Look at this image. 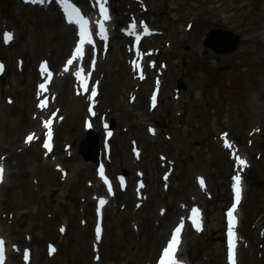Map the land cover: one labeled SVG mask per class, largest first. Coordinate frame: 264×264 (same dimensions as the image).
Wrapping results in <instances>:
<instances>
[{"label":"rangeland","instance_id":"obj_1","mask_svg":"<svg viewBox=\"0 0 264 264\" xmlns=\"http://www.w3.org/2000/svg\"><path fill=\"white\" fill-rule=\"evenodd\" d=\"M108 1L121 24L137 18L153 25L159 33L142 48L145 54L160 51L159 56L148 60L152 77L143 84L139 79L134 80L128 71V76L118 73L127 58L126 46H132L131 38H114L107 51H93L89 61L94 73L91 91L98 79L105 78L102 99L106 93L113 96L112 104L105 108L115 121L117 134L113 147L117 155L112 157L108 168L115 182L117 174L125 169L128 172L124 175L134 182L147 168L144 189L148 193L146 202L150 199L153 209L127 207L120 204L121 199L120 202L110 201L105 209L109 217L99 234L103 243L96 241L94 218L85 213L86 203L68 197L69 191L64 187L73 176L75 164L93 165L92 176L82 178L83 185L87 186L94 184L91 178L96 167L95 162L79 155V145L86 133L83 138H75L69 125L63 126L57 135L66 132L64 154L71 153L75 157L68 162L60 161L55 145L50 146V161L61 169L62 180L58 181L63 186L50 184V188H59L53 198L46 195V189L40 193L31 190L28 181L36 184L39 180L33 173L37 162L23 166L21 163L24 164L30 154L42 152L43 155L42 148L48 142L45 138L35 144L25 141L31 131L26 121L36 116L33 95L32 99L30 96L34 84L40 82L34 76V69L41 64L55 74L67 58V53H59L62 21L43 22L38 6H26L21 0H0V64L3 65L0 71V157L9 155L8 162L12 165L8 190L5 187L0 192V213L4 220H0V226L20 247L18 260L25 258V248L33 253L32 264H41L47 250L55 254L47 242L51 240L50 231L56 230L58 241H64V251L60 248L51 263L79 264L76 256L85 246L83 229L89 227L86 242L93 244L94 251L98 250V244L102 246V264H148L153 256L156 258L152 264H156L181 218L180 212L173 214L171 208L186 206L184 199L190 197L204 206L207 226L193 232L183 226V250L189 264H229L227 211L233 203L238 159L244 156L248 165L244 174L247 192L241 205L242 227L238 233L241 232L244 239L239 243V264H264V0ZM81 3L88 7L87 0ZM212 28L232 30L244 38L236 50L219 53L204 44L206 33ZM5 33L12 34L8 43L4 41ZM52 60L56 62L55 67ZM163 74L167 81L161 83ZM179 80L183 86L178 90ZM159 84L161 100L158 107H153L151 98ZM70 86L72 93L67 95V103L77 92L75 83L70 82ZM141 94H147V101L135 105L136 96ZM89 96L90 90L86 98ZM87 116H90L88 112L82 118ZM151 125L155 126L154 130ZM145 127L148 131L143 129ZM104 133L102 127L98 134L102 138ZM142 150L144 153L137 159L135 152ZM160 162L167 165L169 178L164 175ZM129 190H126L128 195ZM33 193L39 197L37 200L30 198ZM92 194L93 191L84 196ZM56 206L61 208L57 210ZM93 206L91 204L92 211ZM164 209L167 213L162 217L160 212ZM75 211L78 227L77 222L70 226V216ZM24 212L27 213L23 215ZM56 212L59 215L55 216ZM147 213L152 216L151 222L143 225L142 216ZM56 217L59 224L55 222ZM62 223L68 227L64 233ZM19 236L26 243L20 245ZM148 251L150 254L154 251L157 256H149ZM87 257L92 259V252H88ZM10 262L19 264L14 257H10Z\"/></svg>","mask_w":264,"mask_h":264},{"label":"bare ground","instance_id":"obj_2","mask_svg":"<svg viewBox=\"0 0 264 264\" xmlns=\"http://www.w3.org/2000/svg\"><path fill=\"white\" fill-rule=\"evenodd\" d=\"M105 2H107V0H103ZM51 5H53L52 8L57 7V3L53 2ZM100 6H97L96 12L98 11ZM92 10V8H90ZM53 12V11H52ZM50 11H48L46 8H41L39 9V13H41V19L43 22H47V23H58L59 21H62V24L60 25V34H61V38H62V43L59 46V53H67L68 55H71L72 53V43L75 42L76 36H77V27L75 25L74 22L70 23L69 21H66L64 19V17L62 16L61 13H56V11L54 13H52ZM46 24V23H45ZM149 27H147L148 29ZM142 30H144V27L142 28ZM124 37H129L130 35L125 34L123 32ZM151 38H145L142 41V44H147V42L149 41V39ZM244 38V36H243ZM71 39V41H70ZM79 40V38H77ZM150 44V43H148ZM147 44V45H148ZM131 46L127 45L125 48V52L124 54L127 56V58H125L124 60V65L121 64V68L119 70V74H126V76H128L127 71L129 73L130 76H134L136 78H139L140 83H142L144 81V79H142L141 77H143L144 75L147 77H151V65L149 64L148 60L150 59L149 56H144L145 54L141 53V49L139 48V50H136L135 48H130ZM88 49H90L88 47ZM46 53H44V55H46ZM158 56L160 55V53L157 54ZM52 66L55 67V63L52 60ZM88 57L86 59L85 65H88ZM78 62H77V58H74L72 60V62L70 64H68V70L66 72H64V77H62L61 79L57 78L58 76H55V78L53 80H49L46 75H45V70L39 65L37 64L35 66L34 69V76L36 77V79L40 80V84H34L33 88H32V93H31V99H32V95H33V99H34V110L36 112V116L31 119V120H27V124L29 123V125L31 126V128L34 130L33 132H30L27 136V138L31 135L33 138L31 139V141H28L27 138H25L26 143H36L38 142V140L43 137L46 136V139H50V140H54L55 141V149L56 152L58 153L59 159L60 161H67L69 159L74 158L75 156L73 155H64V145L65 143L63 142V138H64V134L63 133L61 136L57 135L60 131V129L63 126L69 125V130L72 132V135L79 137V138H83L84 134L86 133V131L90 128H94L95 127V123L97 122L99 127H103L104 122L103 119L104 117L102 116L103 114H105V118L106 120L111 119L112 116H110V113L107 111V109L105 107H109V104H112V99L113 96L110 95L109 93H106L105 96L102 99L101 96V91H102V84L104 82H106L105 78H101L99 79L94 87L93 90L91 92V97L89 99H86V93L84 91V88L82 85V83H80V80L77 81V72L76 69L78 68L77 66ZM140 73H142V76L140 75ZM63 75V73L61 74ZM83 77V78H82ZM82 77L81 79L83 80L85 86H87L88 80H89V75L86 76V73L83 72L82 73ZM71 80H75V83L77 84V92L76 94H74L73 98L71 100H69V103L66 102V97L68 94L72 93V87L70 86V81ZM165 81H167V78L165 77V74H163L162 76H160V82L164 83ZM44 85V88H41L40 85ZM82 84V85H81ZM160 86V84L158 85V87ZM96 93V98L92 99V94ZM161 93H162V89H161ZM160 93V94H161ZM27 95L28 92H27ZM147 94H141L139 96H136V102L135 105H139L142 102H146L147 101ZM29 97V96H28ZM107 105V106H106ZM90 109H93L95 111V113L93 114L91 112V114L95 117V120H92V125L88 126L86 124H84V117L82 118L83 114L88 112ZM82 118V119H81ZM82 120V125L81 128L78 127V122L79 120ZM50 121V125L48 127H46V122ZM20 126V125H19ZM108 127H106L107 129ZM110 128V127H109ZM145 130H148L147 127L143 128ZM106 131V130H105ZM49 132L51 133L50 137H49ZM100 132V129H99ZM116 134L117 132L114 133V135L112 136L111 139L105 141L102 143L101 139H100V146H101V160L102 162H104L105 166L107 165L106 160H105V153L106 151L109 153L110 157L115 158V156L117 154H114V147L113 142L116 141ZM17 139V138H16ZM12 141V140H11ZM16 141V140H15ZM147 143V142H146ZM149 142L146 144L148 145ZM108 145H110V148H108ZM47 150V149H46ZM41 151V150H39ZM144 152H141L139 155L142 156ZM80 155V154H79ZM47 157H50V153L47 154ZM77 158V157H76ZM245 158H241L240 160H244ZM239 160V161H240ZM92 161V160H91ZM37 162V166L35 169V172H33L36 176L39 177L38 182L35 184L33 183V181H28V185L31 187V190L35 191L36 193H40L41 190H47V196L49 198H53L59 188H50V184H59L60 186H63V183H61L58 180H62L61 179V174L59 173V168L56 167L55 164H52L51 161H49V158L44 159L42 152L41 154H30L29 157L27 158V160L25 161V163H21L22 166L25 164H29V163H34ZM20 162L18 161V166L21 165ZM82 164V163H81ZM81 164H75L74 165V170H73V176L70 177V179L65 183L64 187H67L69 194L68 197L73 198L75 201H83L85 202V213L86 214H93L92 210H91V204L94 203L93 199L88 197V196H84V194H89V192H91L92 190H94L91 185L87 186V185H83V179L84 177H88L90 178L92 176V172H93V165H91V163L86 164V165H81ZM4 167L6 166L8 169V179L12 176V165L9 164L8 162V158L6 160V163L3 165ZM124 168H127L126 166ZM146 169V173L147 168ZM245 172H247V163L245 164H241L239 163V167L237 170V174L236 176L240 177V182H239V188H240V198H239V203H237L236 201V180L234 178L235 181V185H234V197H233V204H236V208L235 211L233 212V216L235 218V221L238 223L240 222L241 218V205L244 204L245 201V194L247 192V184H246V179L244 178V174ZM4 173V172H3ZM153 174H155L153 172ZM22 174H19V176ZM155 180V179H154ZM8 182L9 180H7L5 183H2L1 187L2 190H4V188L8 186ZM63 182V181H62ZM8 190V189H7ZM76 191L83 193V195L79 196V194L76 193ZM124 190H117L115 196L113 197V200L120 202V199L122 200L120 202V204L125 205L127 207H136L137 209H144V208H149L150 210L153 209V203L150 201V199L147 202H144V198L142 196H139L138 194H134V192L131 190L129 191V195L126 193V195L124 194ZM133 193V194H132ZM36 194L33 193V195L30 197L32 199L37 200V198H39L38 196H35ZM41 196V194H39ZM42 198V196L40 197ZM185 201L191 202V198L190 197H185L184 199ZM232 204V206H233ZM57 210H59L61 207L60 206H56ZM232 208H230L229 210H231ZM179 208H177L176 206L171 208V211H173V214L178 212ZM187 212V216L189 217L186 221L187 225H188V231H190L193 228V224L196 226V224L198 223L200 228L203 225V216H202V211L199 207L194 206L191 210H186ZM27 213L24 212L23 215ZM77 214L78 212L75 211V213L72 214V216H70V226L73 225V223L77 222V227H78V218H77ZM28 215V214H27ZM59 215L58 212H56L57 216ZM108 214L105 217V220L108 219ZM151 215L149 213L144 214V216H142V220H141V224H146L147 221L151 222ZM0 220H3V217L0 215ZM192 223H189V222ZM195 221V223H194ZM55 222L56 224H59L58 222V217L55 218ZM3 224V223H2ZM197 227V226H196ZM153 228V227H152ZM151 228V229H152ZM89 229V227L87 228ZM87 229H83V237L85 239V246H84V250H82V253L78 254L76 256L77 258V262L79 264H102L103 263V257H102V262H97L93 259V251H92V246L91 244H88L87 241V237H88V231ZM154 229V228H153ZM235 230V229H234ZM141 231V230H140ZM19 233V232H18ZM59 233V231H58ZM49 238L51 239V241H55L58 244V249L55 253L54 256H50L47 252H45V259L42 261L41 264H56V263H51L57 256H58V252L59 249L61 248V251H64L63 245H64V241H58V235L56 230L54 231H50L49 234ZM183 236V231L181 230V232L179 233V245L180 247L183 246L184 244V240L182 238ZM19 241L21 243H23V239L19 236ZM2 239V238H1ZM152 239V238H151ZM238 239V238H237ZM172 240V237H171ZM4 241V240H3ZM5 243V241H4ZM238 243V241H237ZM12 254L11 256L17 257L18 253L14 250L11 251ZM88 252H92V259L90 258L88 260L87 254ZM148 254H150V251H148ZM152 256L156 254L154 253V251L151 253ZM151 254L149 256H151ZM110 256V254H108ZM154 259V256H153ZM181 257L179 258V260L181 261ZM68 260V259H67ZM25 262H27L26 260L24 261H19L20 264H25ZM150 262H152V259L150 260ZM57 264H64V262H58ZM68 264H70V262L68 261Z\"/></svg>","mask_w":264,"mask_h":264},{"label":"snow or ice","instance_id":"obj_3","mask_svg":"<svg viewBox=\"0 0 264 264\" xmlns=\"http://www.w3.org/2000/svg\"><path fill=\"white\" fill-rule=\"evenodd\" d=\"M26 2H31V3H39V4H43L45 3V0H26ZM50 2V0H49ZM59 2L63 5V9L65 11V13L67 14V18L68 21L70 23L75 22L79 25L80 27V35L81 37H84L87 34V25H88V21L81 15L80 11L75 8L73 5L69 4L67 2V0H59ZM101 13L103 15V19L107 20L110 17L107 14V10L106 8L103 6V4L101 5ZM101 30L102 31H106L103 28V23L100 24ZM133 27H135V25H133ZM144 32L145 34L148 33V29L147 26H144ZM12 39V34L11 33H5L4 35V41L5 43L10 42V40ZM85 40L81 39L80 41V45L77 46L76 49V54L77 55H82V45L84 44ZM89 43H91V40H88ZM72 61L70 60L68 63L70 64ZM0 71H3V65L0 64ZM77 75H80V73L78 72ZM41 88H44L45 86L42 84L40 85ZM93 95H95V93L93 92ZM11 102V101H10ZM153 106H155V96L153 97ZM50 125V121L46 122V127H48ZM51 133L49 132V137H50ZM33 137L30 135L27 140L31 141ZM45 148H48L49 151H51V147L49 143H45L44 145ZM241 164H244L245 162L243 160L239 161ZM3 172H4V168L3 165L0 164V182L3 181ZM102 178H104V173H103V168L100 169V173ZM236 180V201L237 203H239V198H240V188H239V182H240V177L236 176L235 177ZM105 183H107V180L105 178ZM201 183H203V181H201ZM143 186V185H141ZM109 191H111V188L109 186ZM104 203H106L105 200L101 199L100 200V204L103 205ZM236 208V204H233L232 209L229 210L228 212V216H229V259L230 261H232V264H235V254H234V248H235V242H234V233L232 231V227L234 225L235 222V218L233 216V212L235 211ZM195 223V221H194ZM197 230H200V226L197 223ZM183 225L181 224L180 226H178L175 229V232L172 236V240L170 241V243L168 244V246L164 249L163 252V257L160 261V264H179V262L175 259L174 257V252L177 249V245L179 243V233L181 232ZM61 231L63 232L64 229L61 228ZM99 232L100 229L97 228V239H99ZM3 244L4 241L2 239H0V264H3V260H4V249H3ZM52 251H54V249H51ZM25 259H27V253H25Z\"/></svg>","mask_w":264,"mask_h":264},{"label":"water","instance_id":"obj_4","mask_svg":"<svg viewBox=\"0 0 264 264\" xmlns=\"http://www.w3.org/2000/svg\"><path fill=\"white\" fill-rule=\"evenodd\" d=\"M205 44L214 49V51L232 52L238 48L242 41V35L231 30L223 28H214L207 33ZM182 85V84H181ZM80 152L87 158H91L98 162L100 156V146L97 137L93 131L88 133V136L82 141Z\"/></svg>","mask_w":264,"mask_h":264}]
</instances>
